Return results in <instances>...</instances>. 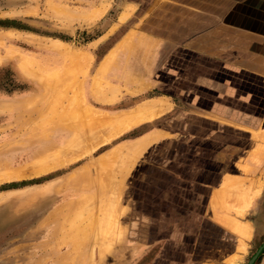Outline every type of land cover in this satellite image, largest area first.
I'll return each instance as SVG.
<instances>
[{"label": "rangeland", "instance_id": "374dc122", "mask_svg": "<svg viewBox=\"0 0 264 264\" xmlns=\"http://www.w3.org/2000/svg\"><path fill=\"white\" fill-rule=\"evenodd\" d=\"M163 1L0 0V264L141 263L148 236L132 181L172 158L179 122L110 75L141 65L142 26ZM146 129L157 132L137 136ZM253 133L247 160L263 161L264 127ZM259 191L236 188L237 210ZM231 225L247 235L248 225Z\"/></svg>", "mask_w": 264, "mask_h": 264}, {"label": "crops", "instance_id": "0c3cea01", "mask_svg": "<svg viewBox=\"0 0 264 264\" xmlns=\"http://www.w3.org/2000/svg\"><path fill=\"white\" fill-rule=\"evenodd\" d=\"M144 23L148 54L111 84L168 104L179 142L132 181L148 236L140 264H264V160H247L264 127V0H164ZM259 187L239 212L236 188Z\"/></svg>", "mask_w": 264, "mask_h": 264}, {"label": "bare ground", "instance_id": "6f19581e", "mask_svg": "<svg viewBox=\"0 0 264 264\" xmlns=\"http://www.w3.org/2000/svg\"><path fill=\"white\" fill-rule=\"evenodd\" d=\"M73 124H74V123H73ZM69 128H70V127H69ZM87 130H88V129H87ZM92 130H93V129H92ZM94 130H95V128H94ZM94 130H93V131L90 130V131L94 133V132H95ZM85 131H86V130H85ZM87 132H88V131H87ZM76 134H77V132H76ZM76 134H75V135H76ZM84 134H85V133H84ZM86 134H87V133H86ZM86 134H85V135H86ZM88 134H89V133H88ZM73 136H74V135H73ZM83 136H84V135H83ZM81 137H82V136H81ZM85 137H86V136H85ZM253 137H254V138H258V137H259V134H258V133H253ZM75 139H76V138H75ZM73 140H74V138H73ZM76 140H77V139H76ZM76 140H75V141H76ZM71 141H72V140H71ZM72 142H73V141H72ZM68 143H69V141H68ZM69 144H70V143H69ZM95 147H96V146H95ZM110 154H111V153H110ZM32 158H33V157H32ZM76 158H77V157H76ZM90 163H91V162H90ZM91 164H94V163L92 162ZM91 164H90V165H91ZM238 164H239V163H238ZM240 164H241V163H240ZM95 165H96V164H95ZM86 166H87V168H88L87 170H86V168H85V170H86V172H87V171L91 168V166H90V167H88L89 165H86ZM86 166H85V167H86ZM40 168H41V167H40ZM93 168H94V167H93ZM96 168H97V166L95 167V169H96ZM95 169H94V170H95ZM41 170H42V169H40V171H41ZM83 170H84V169H83ZM83 170H81V171H83ZM94 170H93V171H94ZM97 170H99V168H97ZM8 171H9V170H8ZM38 171H39V170H38ZM43 171H45L44 168H43ZM43 171L40 172V173H43ZM75 171H76V170H75ZM99 171L101 172V170H99ZM99 171H98V172H99ZM76 172H77V171H76ZM76 172H75V173H76ZM86 172L83 171L82 173H85V174H86ZM95 172H96V171H94V173H95ZM98 172H97V173H98ZM23 173H24V172H23ZM36 173L38 174V172H36ZM40 173H39V174H40ZM88 173L90 174L91 172H88ZM92 173H93V172H92ZM97 173H96V175H97ZM73 174H74V173H73ZM99 174H100V173H99ZM19 175H20V174H17L16 176H19ZM77 175H78V173H77ZM74 176H75V174H74ZM89 176H91V175H89ZM98 176L100 177V175H98ZM76 177H77V176H76ZM93 177L95 178V176H93ZM69 178H70V177H69ZM71 178H72V177H71ZM89 178H90V177H89ZM96 178H97V177H96ZM102 178H103V177H102ZM2 179H3V177H0V180H2ZM4 179H5V178H4ZM72 179H75V177L72 178ZM93 180H94V179H93ZM103 181H104V180H103ZM0 182H1V181H0ZM88 182H90V183H95V182H91V181H88ZM90 183H89V184H90ZM105 183H106V182H105ZM107 184H108V183H107ZM100 185H101L100 190H102L104 187H106V189H108V187H109V186H104L105 184H104L103 182L100 183ZM92 186H93V185H92ZM95 186H96V185H95ZM95 186H94V187H95ZM96 187H97V186H96ZM104 189H105V188H104ZM104 189H103V190H104ZM97 190H98V189H97ZM103 190H102L101 192H103ZM104 191H105V190H104ZM105 192H106V191H105ZM97 193H98V192H97ZM257 193H258V192H257ZM257 193H255L254 195H256ZM213 196H215V195H213ZM237 196H238V199H239V200L244 199V200L246 201L247 198H248L247 192L245 193V191H243V190H240V191L238 192ZM215 198H217V196H216V197H213V199H215ZM215 200H216V199H215Z\"/></svg>", "mask_w": 264, "mask_h": 264}, {"label": "water", "instance_id": "95a60500", "mask_svg": "<svg viewBox=\"0 0 264 264\" xmlns=\"http://www.w3.org/2000/svg\"><path fill=\"white\" fill-rule=\"evenodd\" d=\"M256 255H254L248 262V264H251L253 262V260L255 259Z\"/></svg>", "mask_w": 264, "mask_h": 264}]
</instances>
